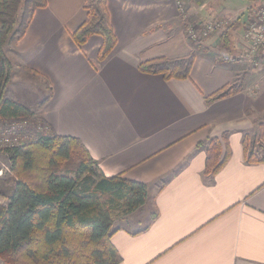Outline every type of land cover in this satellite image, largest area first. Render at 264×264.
I'll return each instance as SVG.
<instances>
[{
  "label": "crops",
  "instance_id": "1",
  "mask_svg": "<svg viewBox=\"0 0 264 264\" xmlns=\"http://www.w3.org/2000/svg\"><path fill=\"white\" fill-rule=\"evenodd\" d=\"M87 3L48 0L35 11L25 36L6 45L13 66L6 95L53 134L80 139L105 176L148 185L145 205L112 236L118 264H264V66L225 60L233 44L211 46L227 29L229 42L236 21L196 45L173 0H104L116 45L100 59L102 36L82 46L72 37L88 19ZM244 28L235 31V48ZM192 53L188 78L140 69ZM213 137L229 151L215 174L199 148Z\"/></svg>",
  "mask_w": 264,
  "mask_h": 264
},
{
  "label": "trees",
  "instance_id": "2",
  "mask_svg": "<svg viewBox=\"0 0 264 264\" xmlns=\"http://www.w3.org/2000/svg\"><path fill=\"white\" fill-rule=\"evenodd\" d=\"M47 3L48 0H0L2 123L37 117L32 109L6 95L13 71L6 45L25 36L35 11ZM86 7L88 19L72 37L82 46L92 35L102 36L100 59H104L116 45L104 0H88ZM219 47L227 49L228 42L221 41ZM194 60L193 53L184 58H159L142 63L140 69L159 72L166 79H184L189 77ZM235 89V85L223 88L209 100L228 96ZM259 128V138L264 142V121H259ZM199 148L207 152V172L215 174L227 162L228 147L219 138H209ZM7 151L17 179L0 178L1 257L11 264H118L121 261L111 239L123 225L115 224L120 221L125 226L130 214L145 205L149 189L146 183L128 179L121 173L105 176L85 145L74 136L60 137L51 132Z\"/></svg>",
  "mask_w": 264,
  "mask_h": 264
},
{
  "label": "built area",
  "instance_id": "3",
  "mask_svg": "<svg viewBox=\"0 0 264 264\" xmlns=\"http://www.w3.org/2000/svg\"><path fill=\"white\" fill-rule=\"evenodd\" d=\"M182 16V19L186 23L187 37L196 45H204L207 39L221 32L228 25V19L222 14L214 15L213 17L206 18L202 21L190 19V15L187 9V0H173ZM255 5L252 8V12L248 18L244 38H243V51L235 54H225V60H229L233 63H249L253 68L259 69L264 66V0H253ZM28 120L23 123L21 121L10 124L2 133L1 147L12 148L15 146H21L29 141H35L42 135L51 133V127L44 121L43 123H36L35 131H40L38 135H30L27 130L24 131L22 126L29 127ZM32 122V119H31ZM30 122V124H31ZM33 123V122H32ZM28 138L29 140H25ZM4 170L0 169V176L3 175ZM0 264L1 261H0Z\"/></svg>",
  "mask_w": 264,
  "mask_h": 264
},
{
  "label": "rangeland",
  "instance_id": "4",
  "mask_svg": "<svg viewBox=\"0 0 264 264\" xmlns=\"http://www.w3.org/2000/svg\"><path fill=\"white\" fill-rule=\"evenodd\" d=\"M254 3H255V1H253V0H187V9H188V12L190 15V19H193V20L199 21V19L200 20L204 19V18H199L200 15H202L200 13H204L205 11H208L209 13H216V14L220 13V14H222L225 18H227L228 20L231 21V24L233 23V21L234 22L236 21L235 24H238V26L236 29L234 27L233 31L231 33H229V42L227 41L229 47L232 44L235 45V47H236V45H238V42H235V41L238 37L235 36V31H238V32L243 31L244 26H246L245 22L247 21L250 13L252 12V8H253ZM192 15H193V17H192ZM215 36H218L217 33L215 34ZM224 36L228 39L227 34ZM222 39L220 40V42L219 41L216 42L215 45H214V43H212L211 46H213V47L218 46L219 47V43H221V41L224 43V41ZM242 45H243V41H242L241 46H238L237 48L234 47L233 52L231 51L229 54H234V55L236 54L237 55L238 53H241L242 49L239 51H238V49H239V47L244 48V46H242ZM229 49H231V48H229ZM224 53H226V52H224ZM36 118L40 121V123H43L42 118L40 119V117H38V116ZM36 118L16 120V121H12L9 123L0 122V169L4 170L3 175L0 176L1 179H9L12 177L17 179L14 171L12 170L11 154L9 153V151H7L6 148L1 147V138H2L3 131L6 128H8L11 123L12 124H14L15 122L19 123V121H21L23 123L25 120H28L31 122V119H32L33 123L31 122V124H30V122H28L29 127H26L27 124L25 125V123L22 126L24 131L27 130L29 132V129L31 127H35L36 126L35 124L39 123V121ZM39 133H40V131L38 132V131H35V129H30V135L35 134V136H36ZM25 140L28 141L29 139L25 138ZM143 209L145 211L146 208H143ZM143 209H141V211H143ZM143 213L139 212L135 216H133V218L135 220L141 219L142 218L141 214H143ZM120 225H123V223L120 221H117L115 224L116 227H118ZM141 225H144V221H141ZM0 261L2 264H11L9 261H7L5 258H3L1 256H0Z\"/></svg>",
  "mask_w": 264,
  "mask_h": 264
}]
</instances>
